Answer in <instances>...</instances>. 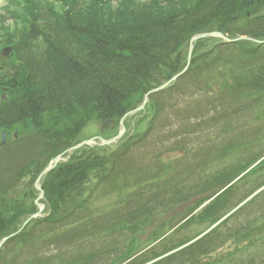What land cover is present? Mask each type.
<instances>
[{
	"label": "trees",
	"instance_id": "trees-1",
	"mask_svg": "<svg viewBox=\"0 0 264 264\" xmlns=\"http://www.w3.org/2000/svg\"><path fill=\"white\" fill-rule=\"evenodd\" d=\"M3 1L0 140L4 132L5 143L0 141V240L14 235L0 247V264H61L66 251L43 255L52 252L50 247L60 250L65 244L64 250H74L72 243L80 244L76 250L82 249L83 239L76 238L99 232L97 219L86 221L92 202L146 178H157L169 168L157 163L162 164L161 157L186 151L210 124H221L218 133L229 135L209 148L199 144L196 155L203 158L222 148L240 152L238 169L227 170L232 177L264 156V142H258V135H264L259 125L264 124V43L198 39L187 70L148 97L135 123V117L124 120L126 132L117 143L81 147L45 174L39 182L44 214L20 229L37 210L34 182L51 159L89 138L88 128H94L91 136H114L119 119L136 108L147 91L182 70L194 34L218 31L229 38L264 40V0ZM5 46L11 47L7 56L2 54ZM105 120L112 121L106 129L101 126ZM251 124L259 126L251 129ZM240 126L245 130H239ZM146 146L152 147L149 153L155 161L143 158L141 150ZM147 150L144 153L149 155ZM140 159L142 163H137ZM241 178L251 187L246 198L264 185V158ZM229 193L223 192L189 216L202 200L188 210L184 222L155 232L148 239V246L152 245L142 253L134 257L135 248L128 249L114 264H147L170 252L150 264L171 260L181 264L176 258L186 252L194 259L192 254L208 242L211 231L178 249L201 233L188 235L183 230L189 224L208 221V228L215 223L224 214L219 211ZM119 215L104 217L118 221ZM256 227L257 232L264 230V220ZM248 229L254 231L252 226ZM85 258L77 261L84 263Z\"/></svg>",
	"mask_w": 264,
	"mask_h": 264
},
{
	"label": "rangeland",
	"instance_id": "rangeland-1",
	"mask_svg": "<svg viewBox=\"0 0 264 264\" xmlns=\"http://www.w3.org/2000/svg\"><path fill=\"white\" fill-rule=\"evenodd\" d=\"M4 4L5 2L0 0V14L4 11ZM131 117H135L132 119V123L138 119L137 113ZM210 125V128L197 135L193 142L192 140L188 141V143H192L186 151L176 150L161 157L162 164L157 163L162 167L169 166V168L166 171H161L157 178H146L142 180L141 184L128 185L118 194L101 197L92 202L89 208L90 216L86 221L97 219L95 222L97 224L100 222L101 227L98 229V233L93 232L90 236L86 232L76 238L83 239L81 241L82 249L76 250L80 244L76 245L75 243H72L71 246L74 250H64L68 247L67 244L59 247L60 250L50 247L52 252L48 251L43 257L54 256L59 252L66 251L67 257L64 255L61 264H114L115 258L128 249L135 248L133 253H139L138 251L142 252L150 247L152 244L148 246V239H151L156 234L155 232H164L167 225L178 224L180 220L182 222V219L188 216V210L203 200V204L201 202L189 214V216L196 215L205 203L227 186V181L232 180L233 173L227 170L238 169L236 163L241 159L240 152H223V148L219 149L222 151H209L203 158L196 155L199 151V144L206 143L205 147L209 148L210 145L221 142L223 138H226V135H229L227 132H223L221 135L218 133L221 124ZM217 125L219 126L217 127ZM228 125L229 128H233L235 124H225L226 127ZM248 125L250 124H245V126ZM259 125L264 127V124ZM259 125L251 124L252 128H248L253 129ZM239 130L245 129L240 126ZM92 131L94 128L86 130V134L90 135L89 138L93 137L91 136ZM14 139L17 140V133ZM153 139L155 137L150 138V140ZM263 139L264 135H258V142H264ZM240 140L241 138L238 139V141ZM256 148L257 146H254V150ZM145 149H148L149 153L152 152V147L146 146L143 150L140 149L141 153L145 155L143 157L145 161H155L150 153L149 155L144 153ZM66 157L64 155L62 160H66ZM140 162L142 163L141 159L137 163ZM222 169L225 170L224 173H221ZM250 188L247 183H243V178L235 182L234 186L228 189L230 193L219 211V213L224 211L223 217L219 220L222 222L210 232L209 237L207 236L208 242H204L192 254L193 257L196 255L194 259H190L189 252H186L183 258L179 257L176 260L183 261L181 264H264V230L261 229L257 232L258 227H256L257 224L261 225L264 220V189L258 193L255 191L245 198ZM22 190V187L19 186L17 192L21 193ZM97 208L99 211L95 212ZM118 213L120 214L118 221L111 220L109 222L107 217H104L108 215L115 219ZM41 214L43 215L44 212L42 211ZM249 221L253 222L248 224ZM137 223L139 227L136 228ZM114 225L115 228L109 230ZM207 225L208 221L195 225L189 224L183 231L184 234L193 235L202 232ZM120 226H123V229L116 230ZM248 226L254 227V231H250ZM92 252L95 255L93 257L90 255ZM82 257H86L87 261L78 262L77 260L81 261ZM57 261L55 263H58ZM169 264H173V261L171 260Z\"/></svg>",
	"mask_w": 264,
	"mask_h": 264
},
{
	"label": "water",
	"instance_id": "water-1",
	"mask_svg": "<svg viewBox=\"0 0 264 264\" xmlns=\"http://www.w3.org/2000/svg\"><path fill=\"white\" fill-rule=\"evenodd\" d=\"M207 37H219V38H221L222 40H224V41H226V42H233V41H235V40H240V39L252 40L251 38H248V37H242V36H241V37H236V38H234V39H229V38H227L225 35H223V34H221V33H219V32H216V31L197 33V34L193 35V36L190 38V40H189V47H188L187 60H186V65L184 66V68H183L180 72H178V73H176L175 75H173L169 80H167V81L164 82L163 84H161V85H159V86H157V87H155V88H152L151 90L147 91V92L144 94V96H143V101H142V103H141L138 107H136L135 109L130 110V111H128L127 113H125V114L123 115V117H122L121 120H120L121 130L119 131V133H118L116 136H114V137H112V138H110V139H107V140L102 139V138H99L100 143H101V144H110V143L115 142L118 138H120V136H121L122 133L124 132V127L122 126V120H123L125 117L130 116V115L134 114L135 112L141 110V109L144 107V105H145V103H146V101H147L149 95L154 94V93H156V92H158V91H161V90H163L164 88L168 87V86H169L172 82H174V81H175V80H176L181 74H183V73L185 72V70L187 69L188 65H189L190 55H191V50H192V44H193L197 39H200V38H207ZM9 51H10V47H7V48H5V49L3 50V53H4L5 55H7ZM110 122H111L110 120H109V121H105V122H103V124L107 125V124H109ZM1 136H2V143H3V142H4V136H5V134L2 133ZM94 139H95V138L93 137V138H90V139H88V140H83V141L79 142L78 144H75V145H73V146L67 148L64 152H62L61 154L57 155V156H56V157H55V158H54V159H53V160H52V161H51V162H50V163H49V164L43 169V171L39 174V176H38V178H37V180H36V182H35V188L39 191V195H38V197H37V200L40 199V198H42V196H43L42 190H41L40 186L38 185V181H39V179H40L44 174H46L50 169H52V168L56 165V163H57V161L59 160V158H60L65 152H67L68 154H70L72 151H74L75 149H77V148H79V147H81V146H83V145H85V144H90V143L95 144V140H94ZM37 200L35 201V204L38 206L39 211L36 212V213H34V214H32V215H31V216H30V217L24 222V224L27 223L28 220H29L30 218L37 216V215L39 214L40 210H42L43 205L40 204V203H38ZM5 239H7V237L3 238V239L0 241V245H1V243H2Z\"/></svg>",
	"mask_w": 264,
	"mask_h": 264
}]
</instances>
